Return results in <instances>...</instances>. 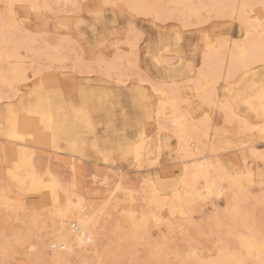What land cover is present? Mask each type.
I'll list each match as a JSON object with an SVG mask.
<instances>
[{
	"label": "snow or ice",
	"instance_id": "snow-or-ice-1",
	"mask_svg": "<svg viewBox=\"0 0 264 264\" xmlns=\"http://www.w3.org/2000/svg\"><path fill=\"white\" fill-rule=\"evenodd\" d=\"M188 7L190 6L181 4H133L123 0H94L89 3L76 0L63 4L49 3L48 0H0V63L6 66L2 74L5 87L4 91H0V108L8 105L6 114H15L11 107V98L13 95L17 98L21 95L18 86L23 84L28 85L31 96L40 97L41 100L45 92L49 98L54 94L61 95L56 78L50 74L57 70L66 72L65 66L73 64V71L79 69L82 76L97 73L105 76L109 84L113 81L119 84L125 78L132 83V96L128 105L122 102L117 89L97 91L91 89L90 85L81 83L79 107L72 108L78 123L83 126V132L80 127L75 131L91 139L92 150L99 153L106 164L128 159L133 153L137 162H140L142 145L138 143L133 147L127 143L125 133L130 126H135L137 130L146 127L144 118L134 114L133 110L148 111L149 104L153 106L150 119L155 121L161 133H168V138L173 143L179 141L180 147L185 144L184 133L197 124L208 125L216 111L223 117L225 125H235L239 122L241 132L248 130L250 125L247 117L254 114L261 122L259 132L264 139V0H235L221 4L191 6L207 9V16H202L199 12L188 16L176 11ZM60 9L65 11L61 12ZM69 9L71 11H67ZM109 9L114 10V15L117 9H128L133 13V18L121 29L114 20L109 23ZM137 16L146 18L152 27L157 29L158 36L157 32L149 35L137 28ZM234 26H239L240 29V38L237 40L228 35V30ZM189 27L199 31L201 46L207 45L208 48L218 51H232L233 65L244 78V82L258 73L259 83L253 81V87L244 91L240 90L241 86H234L231 90L224 87L221 96L215 79L202 89L203 80L195 78V73L193 79L187 80L186 89L177 84L169 85L159 78L147 79L148 74L141 71V56L157 66V70L160 66L173 67L175 58L184 55L183 34ZM61 29H64L66 34H62ZM25 50L30 52V66L27 61L23 65H13L12 61H18L19 53ZM231 74L230 69V77ZM12 75L15 76L14 79H10ZM200 77H203V66ZM137 80L139 84L136 83ZM149 83L152 85L150 91L146 87ZM193 84L196 88L191 91ZM152 93H156V96H152ZM157 99L158 107L155 105ZM50 111L49 101L48 105H37L34 111L29 110L28 115L40 117V123L45 129L54 131L50 127ZM93 112L98 113L102 121L99 124L102 134L96 131L97 123L92 118ZM68 130L71 132V127ZM7 135L12 139L20 138L13 132H8ZM161 142H167L163 135ZM259 157L264 160V152L260 153ZM244 167H247V161ZM223 172L220 181H216L199 175L188 176L186 170L183 188L156 192L151 200L145 199L143 203L149 205L148 214L139 221V230L147 243L138 244L130 250L112 251L110 259H84L75 262L56 259L17 261L8 258L6 249L5 258L0 259V264H264V169L260 171L259 191L255 196L252 193L256 191L257 182L253 174L245 175L239 170L232 174L227 169ZM7 175L21 187L24 186L25 179L21 174L9 170ZM45 178L48 179L47 184H44ZM28 179L34 183L39 182L51 192L56 211L61 217L62 231L70 226L71 231L65 234L70 240L74 236L73 243L78 244L81 249L86 242L92 243L91 236L88 235L85 240L80 235L81 232L99 231L102 239L107 238L106 227L101 228V224L105 223L106 217L111 219L108 213L114 203L116 211H119L121 193L126 197L130 195L133 205L137 203L135 198L140 195L125 187L122 174L120 183H116L115 178L109 179L89 173L79 177L73 175L70 182H64L50 172L44 173L43 176L38 175L35 167L30 166ZM101 179L107 189L103 200L84 198L81 194L83 189H87L89 197L100 195L94 193L93 186L87 182L99 183ZM205 180L208 181L207 187L202 188ZM237 181L247 182L241 186L248 193L249 199L257 202L258 208L249 207L242 213L233 210L232 219L225 226L219 223L221 210L216 208L215 204L216 185L220 183L219 193L222 195L229 184ZM10 191L11 188L5 186V197ZM101 192H104L103 188ZM209 200L215 209L211 215L206 207ZM162 207L171 213L168 220L161 218ZM230 208L231 201L229 208L224 211L227 213ZM197 212L201 217L199 221L193 219ZM128 215L132 216L135 225L140 214ZM213 218L217 221L212 227V236L216 243L208 252V258L201 259L198 252L199 247L203 245L200 241L206 238L208 232L204 226L206 223L210 224ZM77 219L79 224L76 223ZM152 221H155L154 225ZM153 226L157 229L167 226L169 231L160 236L156 232H149V228ZM192 245L198 247L193 250ZM152 246L158 251L159 258L153 253L151 258L143 259L144 251ZM185 246H188L187 256H182ZM110 247L106 246V251ZM27 248L28 242L17 237L12 255L23 256ZM30 251L34 252L35 248ZM129 252L134 258H128ZM165 255L167 259L164 258ZM173 255L175 259L172 258Z\"/></svg>",
	"mask_w": 264,
	"mask_h": 264
},
{
	"label": "rangeland",
	"instance_id": "rangeland-1",
	"mask_svg": "<svg viewBox=\"0 0 264 264\" xmlns=\"http://www.w3.org/2000/svg\"><path fill=\"white\" fill-rule=\"evenodd\" d=\"M52 1L53 4H63L66 2L64 0ZM70 1L76 2V0H69L66 3H72ZM79 2L89 3L94 2V0H79ZM123 2H125V0H123ZM59 11L64 12L65 10L60 9ZM67 11L71 10L69 9ZM113 11L114 10L111 9L108 10V16L111 17L109 23L111 24L114 20L121 29H123L128 24L129 20L133 18V13L128 9H117L115 10V15L113 14ZM135 20L137 28L147 32L149 35H151L153 32H157V29L153 28L151 23L146 18L137 16L135 17ZM53 30H56L55 26ZM60 31L62 34H66L64 29H61ZM228 35H230L232 38L239 39V26L230 28L228 30ZM207 47V45H200L199 31L194 27H189L183 34L182 51L184 52V55L179 58H175V65L173 67L169 68V66H160L159 70H157V66L153 65L150 60H146L143 56H141V71H144L148 74L147 79L149 80H156L159 78L161 80H165V82H168L169 85L177 84L180 85L181 88L186 89L188 87L187 80L194 78L193 73L196 74L197 70L201 66L202 56L204 50ZM194 52L196 54H193ZM182 60L183 65H181ZM26 61L30 62L27 59ZM74 66L75 65L73 64H68L65 66L67 70L66 72L63 70H57L50 74L52 77L56 78L61 95L54 94L51 98H49L48 93L45 92L44 98L43 100H41L40 97L31 96L29 94L28 85L23 84L20 85L21 95L11 101V105H13L17 110L27 108L34 111L37 105H46V102L50 100L55 109L59 111V113L57 112L56 114L55 122L57 128L59 129L56 130L54 134L51 146L47 148L37 149L33 156L36 171L39 175L43 176L44 173H46L47 169H50L64 182H70L73 175L79 177L84 173H89L91 175L97 176L102 175V177H106L109 179L115 178V182L120 183V177L122 174L125 187H127L130 192L136 191L140 193V195L135 198L137 200V203L135 205L131 203L132 197L130 195L126 197L124 193H121L119 196V201L121 202L119 211H116V206L114 203L113 207L109 211V213L111 212V214L108 213L109 216H111V219H105L108 222V230L110 231L114 230V226L116 227L118 224H120V229L114 232L112 235L110 234L112 236L113 243L110 244V246L112 245V248H109L106 256V259H110L111 257L109 252L120 251L121 248L130 250L138 244L147 243V240L143 234L138 236L141 239L137 237L133 238L131 236L132 229H130V223L128 222V213H130V210L137 213L138 211H142L143 208L144 210L146 209L145 211H147L148 204H146V206L143 201L145 199H151V192L153 189H159L161 192H167L170 189H174L173 186L176 185L181 174V156L178 151V141L176 143H173L172 140L168 138V133H160L161 136L163 135L164 140L167 141L166 143H162L161 138L160 142L157 140L158 128L155 124V121L150 119L152 115L151 109L153 106L149 104L147 106L148 111H145L144 109L133 110L134 114H138L139 116L144 118L146 127L137 130L135 126H130L127 128L125 133L127 143L132 144L133 147H135L138 142L136 136L139 133L145 132V134L147 135V141L144 145V150L140 162H137L135 153H133V155L128 159L120 160L112 164H106L104 158H102L99 153L92 150L91 139L88 137H84L82 134L75 131L77 127H80L81 132H83V126L78 123L76 114L72 111V108L73 106L79 107L81 83L90 85L91 89H95L97 91H103L105 89H117L119 91V96L122 98V102L125 105H128L130 103V99L132 96L130 89L132 87V83L128 79H124L119 84H116L114 81L109 84L105 76L97 73H89L82 76L79 69L73 71ZM256 76H258V73H256V75H254L246 82H244V78L242 76H238L230 81H222V83H220L218 87L219 94L223 96L224 87H228L231 90L234 86H241L240 90L244 91L246 88V84L250 83ZM182 77H186V79H182ZM136 83L139 84V80H137ZM193 86L194 84L191 86V91H193ZM146 87L150 91L152 85L149 83ZM189 94H191V92H189ZM152 96H156V93H152ZM96 104H99L98 97L96 100ZM155 105L156 107H158L159 99L155 101ZM6 106L7 105H5V107L3 108H0V123L5 120L4 115L6 113ZM239 114L243 115V113ZM92 118L97 123V133L102 134L99 128V124L102 123L99 114L93 112ZM210 119L212 126L211 132L214 134V143L219 148L217 156H212V158L219 159L222 166L225 165L224 167L227 170H239L240 172L246 171L247 174H253L257 182L256 191L252 193V195L255 196L259 191L258 181L260 171L261 169H264V160L260 159L259 157V154L264 152V139L261 138V133L258 132V127L260 126L261 122L257 120V117L254 114H249L247 119L250 122V127L248 128V130H246V132H241L239 122H237L235 125L231 123L225 125L224 119L219 111H216L215 115H213ZM69 127H71L72 129L71 132H69L68 130ZM5 130L6 125H1L0 232L2 233H0V235H2V238L0 237V259L5 258V250L7 249L9 259H16L17 261H20L22 259L49 260L48 254L40 253L37 249V238L34 235V232L30 233L29 229H27V227L31 226V217L34 214H36L37 212L44 213L46 211L44 210L46 208L45 204L44 202H42L41 196L37 193H34L33 189H25L21 187L20 184L16 183L13 178L8 177V171L11 169H13L14 171V167L13 162L9 158V145L11 144V142L7 139ZM127 143L125 144V147H127ZM245 161H247L246 168L244 167ZM73 169H75V173H73ZM21 176L25 179L26 182H30L28 179H26L25 173L21 174ZM46 181L47 178H45L44 183H46ZM244 182L246 183V181ZM87 183L93 186L92 191L94 193H100V195L89 197L87 189H83L81 194L84 196V198L103 200L104 194L107 189L103 185L102 179L99 183H97V181H88ZM5 186L11 188V191L8 193L7 197H5L4 194ZM102 188L104 189V192H101ZM246 195L249 196L248 193ZM141 198L144 200H142ZM125 200H127L128 202L123 203V201ZM38 203L40 205H44L40 206ZM215 204L216 208H219L221 210L219 213V223L226 226L227 223L232 219L229 211V214L224 211V209L228 208L227 197L223 195L219 199H215ZM245 206L247 208H258V204L254 201H250V199L246 202L244 207ZM206 207L209 208L210 215L215 212V209H213L211 206V200H209ZM34 209H36V213ZM54 211L52 210L50 212L47 211L46 213H44L43 221L45 223L51 222V220L53 219V214L56 213ZM163 211L165 220H168L171 213L167 208H163ZM226 216L228 217V220ZM193 219L197 221L201 219L198 212L195 216H193ZM257 219H259L258 216ZM216 224L217 221L215 218H213L210 224L206 223L204 226L208 229V232L206 238L200 241V243L203 245V247H199L198 254L200 255V258H208V252L215 246L216 241L212 236V227H214ZM128 228L130 229L129 231ZM120 230H123L124 234L122 233L123 231ZM168 231L169 230L167 226L161 229H157L154 226L149 228V232H156L157 235L160 236L167 233ZM119 232H121L123 235ZM115 236L117 237V240ZM122 236L123 238L124 236H128V241L127 238L123 239ZM17 237L26 240L28 242V248L25 250V254L23 256L14 257L12 255V252L16 247ZM3 242L8 245L4 244ZM116 242L118 243L116 244ZM49 243L50 241L48 242V244ZM4 245H6V247ZM3 246L5 248H3ZM191 247L193 250H195L198 245H192ZM32 248H35L34 252L30 251V249ZM187 248L188 246H185L184 249H182V256H187ZM48 251L50 252L52 251V249L48 247ZM154 251L155 254L157 252L156 257L159 258V253L156 250L155 246H152V248L150 247L149 249L145 250L144 256L142 258H151ZM172 251L174 252L175 249L173 248ZM128 258H134L130 252ZM164 258L167 259V255H165ZM172 258L175 259V256L173 255Z\"/></svg>",
	"mask_w": 264,
	"mask_h": 264
},
{
	"label": "bare ground",
	"instance_id": "bare-ground-1",
	"mask_svg": "<svg viewBox=\"0 0 264 264\" xmlns=\"http://www.w3.org/2000/svg\"><path fill=\"white\" fill-rule=\"evenodd\" d=\"M64 1L67 2L69 0H64ZM48 2L52 3L53 1L48 0ZM70 2H72V1H70ZM125 2L133 3V4H181V5H188L190 7L180 8V9H177L176 11L179 14H186L188 16H193L197 12H199L202 16H207V14H208L207 9H200L198 7H191V6L221 4V3L235 2V0H125ZM232 39L237 40L236 38H232ZM65 46H67V45H65ZM205 50H207V59H205ZM205 50H204V53L202 56L201 66L197 70L196 76H195V78L203 80L202 89L204 86L211 84L213 79H215L216 84L219 87V84L222 83V81L223 82L224 81H230V80L240 76L239 73L237 72L236 68L233 65V53H232V51H230V50L218 51L216 49H211L208 47ZM0 51H2V46H0ZM29 56H30V52L28 50L20 52L19 53V60L17 61L16 59H14L12 61V64L15 65V64L19 63L20 65H23L26 62V59L28 60ZM28 63L30 66V62H28ZM202 66H203V77L201 78L200 73H201V67ZM230 69H231V73H232L231 77L229 75ZM5 70H6V66L4 64L0 63V91H4V87H5L3 84V81H2V74L4 73ZM253 71L255 72V69ZM14 78H15L14 75L10 76V79H14ZM253 81H255V83H259V75L256 76L250 83L246 84L245 90H250L253 87ZM166 83H168V82H166ZM195 88H196V85L194 84V86L192 87L193 91L195 90ZM18 91L20 92V86H18ZM169 91H171V89H169ZM218 91H219V89H218ZM15 98H16V96L13 95L11 98V101H13ZM49 101L50 100H48L46 102L47 103L46 105L49 104ZM7 107H8V105L6 106V108ZM11 107L14 109L15 114L9 116L5 113V115H4L5 120L2 123H0V126L3 124L6 125L5 134H6L7 139L11 142V144L9 145V152H10L9 158L13 162L14 171L19 173V174L25 173L26 179H28V177L30 175V166L35 167V161H34V157H33L34 153L36 152L37 149L50 147L52 144V141H53L54 134H55L56 130L59 129V128H57L56 123H55L56 122V114H57V112L59 113V111H57L55 109V107L53 106V104L51 102V111L48 113V116H49L50 121H51L50 127L52 129H54V131H48L40 123V117L35 116V115H33V116L28 115V112L30 109H27V108L23 109L22 108L20 110H17V109H15V107L13 105H11ZM210 121H211V119H210ZM249 124H250V122H249ZM259 127H258V129H259ZM157 130H158L157 140L160 142V138H161L160 133L161 132L159 131V129H157ZM211 130H212L211 122L206 126L197 124L194 128H190L184 133L185 144L183 147H180L179 141H178V151H179V154L181 156L182 167L180 169L181 174H180L179 180L176 183V185L173 186L174 189L183 188V180H184V177L186 175V170H187L188 176L199 175L202 177L211 178L212 180H216V181H220V178L223 177V175H224L223 170L226 169L224 167L225 165L222 166L219 159H213L212 158V156H214V157L217 156V152H218L219 148L214 143V134L211 132ZM8 132H13V133H15L16 136H19L20 138L19 139L9 138V136L7 135ZM58 133H59V131H58ZM136 138L138 140V142L136 141L137 144L139 143L142 145V151H141V157H142L144 145L147 141V135L145 134V132H142V133H139L136 136ZM17 165H19V168H17ZM35 169H36V167H35ZM11 170H13V169H11ZM247 171H248V169H247ZM47 172H50L51 175H53V176H57L50 169H47L46 173ZM228 172L235 174L236 171L228 170ZM241 173H244L245 175H247L246 171H243ZM37 174H38V172H37ZM28 180L30 182L28 183L25 181L23 188L31 189V190L33 189L34 193H37L41 196L42 202H44L45 207H46L44 209V210H46L44 213H46L47 211L50 212L52 210L53 211L55 210L54 212H56L53 214V219L51 220V222L45 223L43 221L44 213H42V212L36 213L37 208L34 209L36 214H34L31 217L32 223H30L31 226L27 227V229H29L30 233L34 232V235L37 238L36 239L37 241L36 240L35 241L37 242L36 245H37V249L39 250V252L43 253V254H48L49 260H52V259L68 260V261H72V262H75L78 260H84V259H87L89 261H92V260L99 261L100 259L105 260L106 256H107V252L109 251V249H108V251H106V246L113 243L111 235L120 229V227H119L120 224L117 225L113 221L117 225L116 227L114 226L113 231L108 230L107 220H105V223L101 224V228L106 227V236H107L106 239H102L99 231H90L89 233L81 232L80 235L82 237H84L85 240H87L88 235H90L92 238V243L88 244L86 242L84 245V248L81 249L78 244L73 243V240L75 239L74 236H73L72 240H70L67 238V236L65 234V233L71 231L70 226L62 231L61 217L58 214V212L56 211V206L53 203L51 192L46 187L41 185L39 182L34 183L31 179H28ZM47 183H48V179H47L46 183H44V184H47ZM246 183L244 181H237L235 183L229 184L228 188L225 190V192L222 195L219 193L220 183H217V185H216L217 186V194L215 196V199H219L223 195L226 196L228 208H229V201H231V208L229 209V213H230L231 217H232L233 210H238L242 213L243 211L248 209L246 207L247 205L245 207H244V205L249 200V198H248L249 196L246 195L247 192L244 191L242 186H241V185L246 184ZM154 184H153V186H154ZM207 184H208V181L205 180L204 184L202 185V188L207 187ZM156 192H161V191L159 189L155 188L152 190L151 194L153 195V193H156ZM152 195H151V198H152ZM146 196H148V195H146ZM142 200H144V199H142ZM74 202H77V201H74ZM64 203L65 204L67 203L66 199L64 200ZM200 203H203V202H200ZM145 205H143V206H145ZM249 206H250V204H249ZM147 207H149V205ZM145 210L143 208L142 211L137 212L140 215L137 217V223L135 225L133 224L132 216L128 215V222L130 223V227H131L130 229H132V235L131 236L133 238H135V237L139 238L138 236L143 234L142 231L139 230L140 229L139 221L143 218L144 215L148 214V212ZM39 211H40V209H39ZM130 213L135 214L136 212L135 211L132 212L130 210ZM109 214H111V212ZM160 215H161V218L163 220H165L163 207L160 209ZM230 215H229V217H230ZM227 220H228V217H227ZM76 223L79 224V219L76 220ZM151 223H152V225H154L155 221H152ZM130 229L128 228V231ZM120 231H123V230H120ZM124 231H125V229H124ZM124 231L122 232L123 234H124ZM0 233H2V232H0ZM119 233L122 234L121 232H119ZM119 235H118V237H119ZM1 236L2 235H0V237ZM12 237H11V239H12ZM122 238H123V236H122ZM124 238H127V241H128V236L127 237L124 236ZM139 239H141V238H139ZM116 240H117V237H116ZM49 241H50V243L48 244ZM121 241H122V239H121ZM117 243L118 242H116V244ZM4 244H6V243H4ZM6 245H8V244H6ZM6 245H4V246L6 247ZM4 246H3V248H5ZM48 247H50L52 249V251L49 252ZM117 247H116V249H117ZM111 248H112V245H111ZM153 253H155V251ZM156 255H157V252H156ZM201 259H205V258H201Z\"/></svg>",
	"mask_w": 264,
	"mask_h": 264
}]
</instances>
